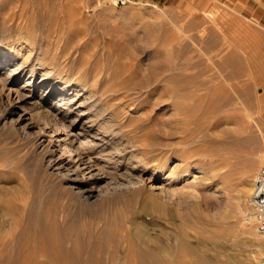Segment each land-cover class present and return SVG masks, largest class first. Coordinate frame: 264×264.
Masks as SVG:
<instances>
[{
    "label": "rangeland",
    "instance_id": "rangeland-1",
    "mask_svg": "<svg viewBox=\"0 0 264 264\" xmlns=\"http://www.w3.org/2000/svg\"><path fill=\"white\" fill-rule=\"evenodd\" d=\"M263 12L264 0H0L1 47L8 49L2 40L11 37L16 59L40 54L50 67L74 71V81L86 87L77 88L80 94H95L85 111L94 120L80 117L75 128L69 124L82 95L67 114L66 106L57 111L65 96L52 97L50 116L20 106L15 93L1 98L0 264L139 261L133 235L144 196L135 188H110L89 203L79 201V189L49 165L62 154L53 116L73 134L88 125L81 141L105 168L102 185L129 180L131 173L148 178L159 162L192 169L171 189L203 182L198 192L167 193L166 211L154 214L159 226L151 236L172 246L160 250L159 264H260L259 234L244 217L245 198L264 164V77L239 60L245 52L239 41L251 31L264 37ZM196 162L207 166L208 180H200ZM166 177L157 175L156 185L168 188Z\"/></svg>",
    "mask_w": 264,
    "mask_h": 264
},
{
    "label": "bare ground",
    "instance_id": "bare-ground-1",
    "mask_svg": "<svg viewBox=\"0 0 264 264\" xmlns=\"http://www.w3.org/2000/svg\"><path fill=\"white\" fill-rule=\"evenodd\" d=\"M2 42L6 43V47L8 49H4L3 48L4 46L1 47V44H0V102H1V98L3 96H5L6 92L8 93V96H11L12 93H15L17 101L21 104L20 106H22V107L24 106V108L30 107V109L32 111H37L38 114L48 116L50 114L51 108L50 107L47 108V106L53 105V101L51 100L52 97L57 99L60 96H65V98H58L59 103H57V105H58L57 111L58 112H59V110L62 111V109L65 106H66V108L63 109L64 114H67V113L73 111V109H74L73 105L78 101V98L82 95L79 93L80 91L77 90V88L78 87H82L84 89L86 88L85 84H83L82 82H80V81L75 82L74 81L75 80V78H74L75 72L74 71H68V73H66V72L64 73V70H61L60 68L50 67L49 65H51L52 62L48 61L49 59L46 60L40 54L31 58L30 57L32 54L31 52L28 53V56L26 59H23V60L16 59V57L14 56V52H15L17 46H14V43L12 42L11 37H9L8 40L7 39L2 40ZM27 44H30V43L27 42ZM37 73L40 76H37L36 75ZM48 78H50V79L52 78V80L50 81L51 83H49V81H47ZM18 80H22V83H23L22 86L17 87L16 82ZM33 86L37 87L39 89V91L42 90L41 93L40 92L37 93L36 89H34V91L32 89H30ZM46 92H47V94H46ZM94 96H95V94L92 91L81 96V97H84V100L78 102L79 104H78V107L76 108L77 114L73 118L72 121L70 120V124H69L70 128L77 127L76 121L80 117H81V120H82L83 116H84V118H87L88 120H94L92 118L94 116L91 117L90 114L86 113V112H90V108H92V105H90V104L87 105L86 101L90 102L91 104H94L95 103L94 99H93ZM95 100H97V99H95ZM55 103H56V101H55ZM85 106H88L86 108V110L81 109ZM22 115H20V118H19L20 121L24 120V117ZM52 118L51 119L54 120L53 123L55 124V125H53L55 127H54L52 132L55 133V137H56L55 141H57L58 146L61 147L62 154L58 158L50 160V162H49L50 167L54 171H57L58 173H65L66 175L64 174L65 175L64 177H65L66 181H68L69 184L72 185V189H79L76 192V196L78 197L79 201H87L89 203L90 199H92L93 197H96V196L100 197V195L102 193H107L110 188H112V189L114 188L115 190L121 189V188H127L130 190V189L135 188V190H137L136 191L137 193H139L140 195H143L144 196V203L141 206V208L136 211L139 214V217L137 219L138 224H137V227H135V231H134V235H133L135 244L138 247V250L140 252L139 261H137L135 264H159L161 261L160 250L172 251V246L170 245V243L167 240H161V238H159L157 235L151 236L150 229L154 228V230H156V227L159 226V224L156 223V220H155L156 215H154V214L155 213H163L166 211V209H164V207H165L164 204H165V202L169 203V201H170L169 198L166 197V195L169 194V196L171 198H173L177 194H186L187 192L188 193L189 192H192V193L198 192L197 186L202 185L203 182H200L196 178L195 179L196 182H194L190 185H187V191L186 190L183 191V188L180 190L177 187L171 189V186H175V185H172L171 183H178L181 180L185 179L186 177H188L190 175L189 172H191L192 169L189 166V164H187V163H184L183 165L181 164L178 168H177V166H175L174 168L169 169L168 165H165V162H162V163L159 162V164H156V168L152 169V171H151L152 175L148 178H144L143 175L136 176L134 173H131V175L128 174L130 176L129 180L122 179L123 178L122 177L118 181L112 182L110 180L109 182L106 183V185H102V182L104 181V179L107 178L106 175L103 176V172H102L103 170L102 169L104 167H103V165H100V163H98L97 160H95L94 158H92L88 154L89 152H92L90 150L92 148H89L88 149L89 151L84 150L87 146H85L86 144L81 141V139L83 140V138H81V137L84 135V133L87 132L86 128L88 127V125H85V124H83L84 122H82V124L80 125V132L73 134L72 133L73 131L71 132V131L65 129L66 127H64V125L62 123L63 122L62 118L59 117L61 119V121H59L57 119V117H56V120L54 119V116ZM63 118H65V115L63 116ZM89 122H93V121H89ZM44 124H46V123H44ZM95 124H96V122H95ZM25 126H28V125H25ZM50 126H51V124H50ZM98 126L100 127V129H102V128L104 129V126H101V125H98ZM91 127H93V126H90V128ZM105 129H106V127H105ZM102 131H104V130H102ZM61 135H64L63 138L61 137ZM97 136H98L97 134H94L91 137L93 139H96L95 137H97ZM85 137H84V139H85ZM104 137L105 136H103V138ZM52 139H51V141L48 142V144L53 141ZM84 141H86V140H84ZM91 143H93V142H91ZM91 143L89 142V146ZM40 145L43 146L42 143ZM95 145H96V143H95ZM83 146H85V148H83ZM46 147H44V149ZM98 151H100V149H98ZM111 152H112V150H111ZM118 152H119V150H118ZM118 152H116L115 154H117ZM64 153H69L70 157L69 158L65 157ZM97 153H99V152H97ZM122 153H123V151L121 152V154ZM106 155L108 156L109 154L107 153ZM93 157H95V156H93ZM103 158H104V156H103ZM129 159L130 158H128V161H129ZM121 160H119V162ZM141 161H143V159L142 160H135V162H137V163H139ZM113 162H115V161H113ZM188 163H189V161H188ZM144 165H146V164H144ZM104 166H107V165H104ZM132 167L134 168L135 166H132ZM195 168L198 169L200 173H202V178L200 180L206 181L209 179V170H208L207 166L200 165L196 162ZM82 170L87 171L86 172L87 175L84 178H80L79 175H77ZM164 172H165V174L167 173L166 180L168 181V183H167L169 185L168 188L166 185L159 186V185H156V183H155L157 175H159L160 173H164ZM70 173L73 176L68 177V175H70ZM114 180H115V178H114ZM95 194H97V195H95ZM236 205L238 207L239 202H237ZM141 213H144L145 216H151L150 218H148L150 221L147 222L146 219H144L142 217ZM175 236H176V242L179 245L187 247V248L189 247L187 245V242L185 241V238L182 237V235L176 234ZM188 249H191V248H188ZM191 251H193V249H191ZM124 264H129V263H128V261H126ZM202 264H205V263L202 262Z\"/></svg>",
    "mask_w": 264,
    "mask_h": 264
},
{
    "label": "built area",
    "instance_id": "built-area-1",
    "mask_svg": "<svg viewBox=\"0 0 264 264\" xmlns=\"http://www.w3.org/2000/svg\"><path fill=\"white\" fill-rule=\"evenodd\" d=\"M115 5H126L131 0H110ZM245 203L249 210L245 214V223L254 225L256 228L262 247V255L260 257V264H264V164H262L256 171L251 192L245 198Z\"/></svg>",
    "mask_w": 264,
    "mask_h": 264
},
{
    "label": "crops",
    "instance_id": "crops-1",
    "mask_svg": "<svg viewBox=\"0 0 264 264\" xmlns=\"http://www.w3.org/2000/svg\"><path fill=\"white\" fill-rule=\"evenodd\" d=\"M254 17L255 14L252 13ZM259 17V16H258ZM261 19L264 18V12L260 15ZM249 38L241 39L239 41V50H244L242 53L239 51V60H242L244 65L251 67V71L256 73L258 77H264V37L259 36V32L251 31ZM244 55V56H243ZM264 97V91L261 93ZM264 114V107L262 109Z\"/></svg>",
    "mask_w": 264,
    "mask_h": 264
}]
</instances>
